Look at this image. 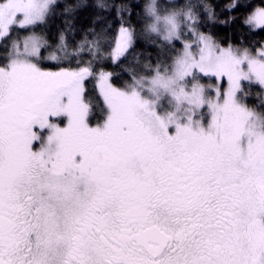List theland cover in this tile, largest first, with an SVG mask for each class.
Listing matches in <instances>:
<instances>
[{
  "label": "snow or ice",
  "instance_id": "obj_1",
  "mask_svg": "<svg viewBox=\"0 0 264 264\" xmlns=\"http://www.w3.org/2000/svg\"><path fill=\"white\" fill-rule=\"evenodd\" d=\"M86 6L0 0V264H264V6H227L239 45L203 0H149L152 48L121 16L53 51Z\"/></svg>",
  "mask_w": 264,
  "mask_h": 264
},
{
  "label": "trees",
  "instance_id": "obj_2",
  "mask_svg": "<svg viewBox=\"0 0 264 264\" xmlns=\"http://www.w3.org/2000/svg\"><path fill=\"white\" fill-rule=\"evenodd\" d=\"M148 0H58L57 3L65 5L69 3H83L86 7L77 9L72 15L75 17L74 20H68L65 23L66 16L68 14L63 13V8H57L54 16H52L48 24L45 25L41 31L44 33L50 43L53 44V51L56 50V44L59 43L60 32L63 31L65 34V40L67 41L71 52L78 45L85 41V39L91 41L96 38V33L101 32L102 29L110 28L107 32L108 39L115 37L118 27L121 23V16L124 23H131L132 27L136 29V32L140 34L138 44L141 48H152L155 37H148L144 35L146 26V18L144 17V6ZM189 0H177L170 4L160 1L161 7L167 5L179 4L183 6L188 3ZM193 2H199V0H193ZM212 7L215 12V19H208L207 15L200 10V29L206 34H211L218 42L223 45L232 43L233 45H239L244 37V42L251 40L252 37L248 33L245 25L243 24V17L250 12L251 9H241L232 13L235 19H230V14L227 11V6L232 0H203ZM241 3H251L254 6H264V0H240ZM103 3L108 6V10L100 9L96 5ZM115 4L116 8L121 9L118 14L112 5ZM139 4L140 7L132 10L134 14L129 17L128 11L125 10L129 5ZM221 21H228L222 23ZM74 25V27L72 26ZM256 40H264V33L256 35ZM62 54V53H61ZM87 58V53H81ZM153 53V59H154ZM146 59L141 60V64L146 63ZM89 89L94 88V83H89Z\"/></svg>",
  "mask_w": 264,
  "mask_h": 264
},
{
  "label": "rangeland",
  "instance_id": "obj_3",
  "mask_svg": "<svg viewBox=\"0 0 264 264\" xmlns=\"http://www.w3.org/2000/svg\"><path fill=\"white\" fill-rule=\"evenodd\" d=\"M58 1V0H57ZM160 1H163V2H165V3H170V4H172V3H174V2H176L177 0H158V3L160 2ZM149 2V0L147 1V3ZM146 3V4H147ZM23 37H21V39H22Z\"/></svg>",
  "mask_w": 264,
  "mask_h": 264
}]
</instances>
